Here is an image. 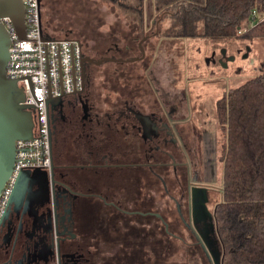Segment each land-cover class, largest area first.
<instances>
[{
    "label": "flooded vegetation",
    "instance_id": "1",
    "mask_svg": "<svg viewBox=\"0 0 264 264\" xmlns=\"http://www.w3.org/2000/svg\"><path fill=\"white\" fill-rule=\"evenodd\" d=\"M141 43L132 58L144 57ZM214 60L225 66V51ZM144 63L141 75L126 73L112 93L119 98L106 97L104 109L92 101L87 76L79 95L49 108L50 167L25 172L8 197L0 264H162V227L163 240L186 235L212 264L214 146L201 109L162 87L154 62ZM162 197L174 212L162 210ZM178 224L185 233L173 229Z\"/></svg>",
    "mask_w": 264,
    "mask_h": 264
},
{
    "label": "rangeland",
    "instance_id": "2",
    "mask_svg": "<svg viewBox=\"0 0 264 264\" xmlns=\"http://www.w3.org/2000/svg\"><path fill=\"white\" fill-rule=\"evenodd\" d=\"M172 2L154 0L142 6L137 0H40V21L44 32L50 36L77 39L81 44L82 56L91 59L139 57L137 44L142 41L144 57L141 59L84 66L85 76L89 78L86 89L92 101L104 109L106 97L110 96L108 102L119 98L112 93L122 86L126 73L141 75L144 62H154L151 72L160 73L157 75L160 85L166 89L172 88L177 95L185 93L189 105L201 109L202 121L215 152L213 164L216 176L212 182L220 188L219 154L223 134L215 118V105L225 91L255 76L263 67L264 41L242 38L225 41L198 37L174 38V25L170 17ZM145 36H148L147 40L143 39ZM246 46L249 52L247 57L242 58ZM124 47H127V53ZM221 50L225 51V66H218L214 60ZM236 51L239 53L233 59ZM235 67L239 70L233 74ZM134 83L130 81L132 86ZM53 103H49V106ZM209 197L211 210L220 198L219 190H212ZM164 205L174 212L172 202L168 200L165 203L162 197V210ZM173 229L185 233L180 224ZM161 231L162 264H207L201 252L193 250L186 235L183 239L176 236L166 238L165 241L163 227ZM168 242L170 247L166 249ZM223 260H226V256Z\"/></svg>",
    "mask_w": 264,
    "mask_h": 264
},
{
    "label": "trees",
    "instance_id": "3",
    "mask_svg": "<svg viewBox=\"0 0 264 264\" xmlns=\"http://www.w3.org/2000/svg\"><path fill=\"white\" fill-rule=\"evenodd\" d=\"M171 4L174 38L264 37L263 24L248 25L250 11L264 10V0H173ZM237 29L244 32L238 35ZM215 118L223 134L220 198L212 211L219 264H264L263 69L224 92L215 105Z\"/></svg>",
    "mask_w": 264,
    "mask_h": 264
},
{
    "label": "built area",
    "instance_id": "4",
    "mask_svg": "<svg viewBox=\"0 0 264 264\" xmlns=\"http://www.w3.org/2000/svg\"><path fill=\"white\" fill-rule=\"evenodd\" d=\"M24 10V37L20 38L10 20L1 18L10 43L5 75L21 89V104L31 116V136L14 141L11 172L0 190V215L21 171L50 167L47 98L62 99L81 89V44L74 38L52 37L40 21V0H21ZM264 25V10L253 8L248 25ZM244 30L237 29V34ZM264 41L263 39H261ZM264 60V51L262 54ZM264 71V64L261 67ZM56 102L53 103V105Z\"/></svg>",
    "mask_w": 264,
    "mask_h": 264
},
{
    "label": "water",
    "instance_id": "5",
    "mask_svg": "<svg viewBox=\"0 0 264 264\" xmlns=\"http://www.w3.org/2000/svg\"><path fill=\"white\" fill-rule=\"evenodd\" d=\"M7 17L16 34L24 37V10L21 0H0V190L8 178L13 163L14 157V141L20 139H28L31 136V116L30 112L26 110L27 106L21 104L23 94L20 88L16 85V80L5 75V66L8 60L7 47L10 39L6 29L4 28L1 18ZM245 53L242 58L247 56L249 47H245ZM224 53V50H221ZM143 54H141L142 56ZM232 59V57H231ZM134 58L123 60L115 57H102L100 59H91L89 57H82L81 60V89L76 91L79 95L84 86L85 64L98 65L102 62H129L134 61ZM224 66V65H223ZM58 102L57 99L47 98L46 102ZM27 171H21L17 175L12 186L9 198L22 188V175ZM9 200V199H8ZM212 264H219V253L213 255Z\"/></svg>",
    "mask_w": 264,
    "mask_h": 264
},
{
    "label": "crops",
    "instance_id": "6",
    "mask_svg": "<svg viewBox=\"0 0 264 264\" xmlns=\"http://www.w3.org/2000/svg\"><path fill=\"white\" fill-rule=\"evenodd\" d=\"M152 1H154V0H142V6L146 3V2H149V3H151ZM49 35V34H48ZM53 37V36H52Z\"/></svg>",
    "mask_w": 264,
    "mask_h": 264
}]
</instances>
